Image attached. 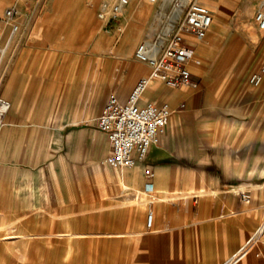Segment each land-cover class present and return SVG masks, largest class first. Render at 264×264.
Returning a JSON list of instances; mask_svg holds the SVG:
<instances>
[{
  "label": "crops",
  "instance_id": "1",
  "mask_svg": "<svg viewBox=\"0 0 264 264\" xmlns=\"http://www.w3.org/2000/svg\"><path fill=\"white\" fill-rule=\"evenodd\" d=\"M136 1L129 0L124 13L138 22L132 26L137 35L121 13L107 50L91 40L93 52L107 55L125 73L104 80L99 70L90 88L87 75L72 69L70 59L71 50L83 48L71 36L61 40V20L86 17L92 9L75 0H0V95L13 100L15 131L21 134L15 155L5 154L11 134L0 135V228H7L11 190L6 165L14 164L15 192L23 202L15 208L21 219L10 227L25 250L21 258L16 254L22 264H222L230 258L229 264H264V72L258 84L240 81L239 102L226 111L210 106L199 72L210 84L233 58L235 43L216 71L206 69L204 46L207 56L214 53L219 36L234 30L256 38L244 13L230 28L213 20L208 39L191 42L196 67L190 65L189 83L155 80L146 87L140 104L165 102L172 112L147 158L132 166L102 163L110 145L97 126L57 125L56 115L31 130L33 124L24 122L46 114L41 109L55 97L61 99L59 114L72 115L76 98L87 94L91 116L100 113L110 94L127 99L136 80L150 72L134 52L148 34L152 13L149 2ZM219 3L214 5L222 20ZM11 6L17 12L6 19L4 10ZM89 22L88 16V33L103 34ZM148 182L152 188L146 191Z\"/></svg>",
  "mask_w": 264,
  "mask_h": 264
},
{
  "label": "rangeland",
  "instance_id": "2",
  "mask_svg": "<svg viewBox=\"0 0 264 264\" xmlns=\"http://www.w3.org/2000/svg\"><path fill=\"white\" fill-rule=\"evenodd\" d=\"M77 1L85 10H90L89 17L95 21V29L101 26V33L107 35L109 38H113L112 35L116 33V31L120 28L121 15L118 20L113 23H105L104 20L98 18L96 14V10L99 6L97 4V0H91V2L83 0H75ZM204 1V0H203ZM206 1V0H205ZM211 5H205L198 1L199 3L205 5L212 13L214 25L216 22L223 24L225 27L230 28L231 22L235 19V17L244 13L245 19L248 22V26L251 28L253 34L252 38L246 35L244 31L236 32L233 30L231 35L219 36L218 41L215 44L214 53L206 54L207 46H204L203 49V57L206 62V69L211 68V72L216 71L218 66L221 64L225 55L228 53L231 47L235 46L237 48L233 58L228 62L220 71L218 77L212 79L211 83L208 84L204 81L201 70L199 69L200 76L202 77L203 82L206 85V90L208 94V101L210 106L213 107H222L224 111L228 110L226 106L230 104H238L239 102V85L240 81L246 79L250 81V77L252 74L259 72L260 69L264 66V58H261L262 50L264 51V29H260L258 27L257 21L255 19V11L258 8L260 0H227V4L225 7V13L223 15V19H218V8L215 7V3L218 0H210ZM81 2L83 4H81ZM137 3H145L144 0H137ZM208 2V1H207ZM185 4L179 5V12L181 13ZM155 10L154 13L159 9L158 4H154ZM175 9H172L169 5H164L163 11L166 13L171 12L173 18H177ZM221 12V10H220ZM88 16H75V18H66L59 22H61V27L64 31V35L61 37V40L66 39L67 37H72L75 45L82 47L83 49H75L71 50V61L74 63L72 69H75L77 72L87 75L88 84L90 86L94 82V77L99 70L103 71L104 80L109 79L110 76H119L123 75L126 71L121 65L112 64L109 62L107 55L99 54L98 52L92 51L91 37L89 36V26H88ZM156 16L151 17V24L149 27L148 34L144 37L147 38L152 36L153 33L159 28V20L155 18ZM123 18V14H122ZM130 18H134L130 16ZM212 20V21H213ZM148 21L144 23V25ZM210 29V28H209ZM212 32H216V29L212 28ZM210 33L207 32V35L204 40L208 39V35ZM256 34V35H255ZM88 36V37H87ZM87 37V38H86ZM138 41V40H137ZM88 42V43H87ZM137 43V42H136ZM135 43V45H136ZM202 44V43H201ZM135 47V46H134ZM206 56V57H205ZM195 61L193 62V66H195ZM196 67V66H195ZM55 74L58 75L61 71L60 67L54 68ZM210 72V73H211ZM209 73V74H210ZM252 83V82H251ZM91 88V86H90ZM93 89V88H92ZM91 89V90H92ZM113 92V91H110ZM108 92L106 98L110 94ZM87 94L83 93L78 96L74 103L73 114L72 115H61V99L54 98L48 101V107L46 109H41V111H45L46 114H37L32 115L30 117H26L24 122L28 124H33L29 126L28 129H32L34 124H42L46 125L51 123L52 115L57 116V125L58 124H71L72 126H80V125H89L92 127H96L95 121L98 116L99 110L93 116L90 115V107L89 103L86 102ZM11 102V108L4 113L0 118V135L11 134L10 141L8 142V152L11 155H15L18 148L16 146L17 140L20 139L21 134L18 131H15V121L13 120V112H14V102L12 99H8ZM86 104L88 106H86ZM40 111V110H39ZM40 111V113H41ZM30 132L27 134L26 138L29 137ZM37 133H35V137L38 138ZM12 143V144H11ZM10 145V146H9ZM3 152L0 150V155ZM7 175H8V183H10L11 190H8L7 194V212L5 213V221L7 223V228L3 226L0 228V264H22L21 253L25 250L21 249L20 244H17L15 241L14 229L10 227V225L14 224L15 220L21 219V212H16L15 208L18 205L21 207L23 199L21 195H16L15 185L16 180L12 179L15 177L16 167L17 165L8 164L6 165ZM9 185V184H8ZM55 202V200H53ZM26 216L30 215V212L25 213ZM3 219V222H5ZM19 252V253H18ZM16 254H19V259H16ZM26 256V255H24Z\"/></svg>",
  "mask_w": 264,
  "mask_h": 264
},
{
  "label": "built area",
  "instance_id": "3",
  "mask_svg": "<svg viewBox=\"0 0 264 264\" xmlns=\"http://www.w3.org/2000/svg\"><path fill=\"white\" fill-rule=\"evenodd\" d=\"M156 3L159 9L156 18L159 28L143 39L135 49V57L149 65L150 72L139 77L132 87L127 99L122 101L115 94H110L98 114L95 124L107 136L110 149L102 160L109 167L132 166L137 160L147 158L152 144L158 142L169 120L172 109L165 102L139 100L150 82L163 81L170 86H178L191 81L190 65L195 61L191 42L205 38L213 20L211 11L196 0H187L181 13L179 5L182 0H145ZM129 0H101L96 14L105 23L118 20ZM175 9L177 18L171 12L163 11L164 5ZM264 0H260L255 11L258 27L264 29ZM179 10V11H178ZM17 12L14 6L4 10V17L11 19ZM13 31L17 24L11 22ZM264 66L251 75L250 82L258 84ZM11 106L10 101L0 95V118ZM146 176H152L151 169L145 170ZM152 188L150 182L145 186ZM242 198H247L242 193ZM151 221V214H149ZM232 258L222 264H229Z\"/></svg>",
  "mask_w": 264,
  "mask_h": 264
},
{
  "label": "bare ground",
  "instance_id": "4",
  "mask_svg": "<svg viewBox=\"0 0 264 264\" xmlns=\"http://www.w3.org/2000/svg\"><path fill=\"white\" fill-rule=\"evenodd\" d=\"M101 1V0H100ZM196 1H199V0H196ZM201 1H203V0H201ZM187 2V0H182L181 1V4H184V3H186ZM154 4H156V3H148L146 6H147V11H148V9H149V13H152V16H156V12L154 13ZM128 5V4H127ZM219 5H220V8H221V11H224L225 10V7H226V0H220V3H219ZM125 8V7H124ZM153 10V11H152ZM125 11H124V9L122 10V14H123V18L122 19H125L128 23H130V25H131V31H132V34L135 36V35H137V32H136V30L132 27L133 25H135L136 23H138V22H136V19H134L135 17L134 16H132V17H134V18H130V15L128 16V14H126V13H124ZM156 18V17H155ZM92 21H93V19H92V17L90 18V22H89V24L90 23H92ZM92 25V24H91ZM90 25V26H91ZM211 26V25H210ZM100 29V28H99ZM249 29H251L250 27H249ZM89 34V36L91 37V40H92V43L94 44V43H97V42H99V43H104L105 44V47H104V50H107L108 49V47H109V45H110V43L112 42V39L113 38H109L107 41H105V39L106 38H108V37H106V36H104L103 34H99V33H97V34H91V33H88ZM88 37V36H87ZM86 37V38H87ZM103 41V42H102ZM88 43V42H87ZM109 44V45H108ZM95 45V44H94ZM136 47H137V45H136ZM135 47V48H136ZM121 53H122V51H121ZM135 56V55H134ZM261 79H262V77H261ZM261 79H260V82H261ZM259 82V83H260Z\"/></svg>",
  "mask_w": 264,
  "mask_h": 264
}]
</instances>
